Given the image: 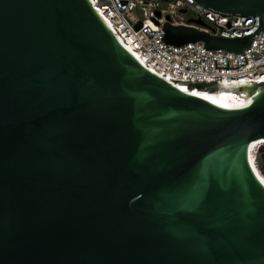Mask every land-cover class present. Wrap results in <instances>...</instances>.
<instances>
[{"label":"water","instance_id":"95a60500","mask_svg":"<svg viewBox=\"0 0 264 264\" xmlns=\"http://www.w3.org/2000/svg\"><path fill=\"white\" fill-rule=\"evenodd\" d=\"M197 1L264 31V0ZM248 88L243 107L182 90L90 0H0V264H264V81Z\"/></svg>","mask_w":264,"mask_h":264},{"label":"built area","instance_id":"2783aa9c","mask_svg":"<svg viewBox=\"0 0 264 264\" xmlns=\"http://www.w3.org/2000/svg\"><path fill=\"white\" fill-rule=\"evenodd\" d=\"M90 1L146 68L186 87L184 91L198 95L194 89L216 91L224 83L250 94L248 86L264 81V31L259 13L225 12L197 0ZM168 23L244 45L251 37L250 44L240 51L210 48L202 39L173 44L165 39ZM199 82L206 84L197 86Z\"/></svg>","mask_w":264,"mask_h":264},{"label":"bare ground","instance_id":"6f19581e","mask_svg":"<svg viewBox=\"0 0 264 264\" xmlns=\"http://www.w3.org/2000/svg\"><path fill=\"white\" fill-rule=\"evenodd\" d=\"M115 35L117 36L119 41L123 44V46L126 49H128V51L133 53L130 50V48L127 47V45L124 44V42L122 41L121 37L118 36L116 33H115ZM179 87L181 89H183V90H187V88L184 87V86H179ZM193 91L195 93H197L198 95L203 96V97H205L207 99H210V100H212V101H214V102H216V103H218L220 105L231 106V107H243V106H245L248 103V100L250 98L249 97L250 94H248L247 89H240V88L236 87L234 84H224V83H222L221 86L219 87V89H217L216 91L200 90V89H194ZM258 141L264 142V139L254 140L253 142H258ZM253 142H251V144ZM251 144L249 146L250 147L249 151H251ZM249 159H250V161H251V163L253 165V168L255 169L258 177L264 182V179L260 176L259 172L257 171V168L254 166L255 162L253 163V160H252V151H251V156H250V152H249Z\"/></svg>","mask_w":264,"mask_h":264},{"label":"rangeland","instance_id":"374dc122","mask_svg":"<svg viewBox=\"0 0 264 264\" xmlns=\"http://www.w3.org/2000/svg\"><path fill=\"white\" fill-rule=\"evenodd\" d=\"M258 142H253L251 144V151H252V160H253V163L255 162L254 163L255 164L254 166L257 168V165H258V167L261 169V163H260V161H262L263 153H262V148L261 147L259 148L260 143H258ZM258 149H259V152H258ZM249 150H250V147H249ZM251 151H249L250 152V156H251Z\"/></svg>","mask_w":264,"mask_h":264},{"label":"trees","instance_id":"16d2710c","mask_svg":"<svg viewBox=\"0 0 264 264\" xmlns=\"http://www.w3.org/2000/svg\"><path fill=\"white\" fill-rule=\"evenodd\" d=\"M258 143H260L259 148L261 147L262 144H264V142H261V141H259ZM258 152H259V149H258ZM262 153H263V158H262V161H260V163H261V169L264 172V149L263 148H262ZM261 169L257 165V171L259 172L260 176L264 179V173L261 171Z\"/></svg>","mask_w":264,"mask_h":264}]
</instances>
